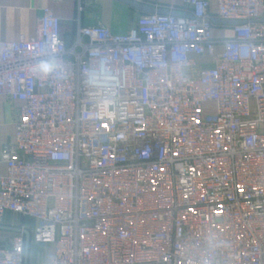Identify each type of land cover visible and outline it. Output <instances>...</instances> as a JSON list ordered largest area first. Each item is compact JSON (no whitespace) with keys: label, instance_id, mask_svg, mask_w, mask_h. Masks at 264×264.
I'll return each instance as SVG.
<instances>
[{"label":"built area","instance_id":"2783aa9c","mask_svg":"<svg viewBox=\"0 0 264 264\" xmlns=\"http://www.w3.org/2000/svg\"><path fill=\"white\" fill-rule=\"evenodd\" d=\"M180 1L70 44L44 8L33 37L0 41V95L20 102L0 221H33L42 264H264V0ZM23 254L12 236L0 264Z\"/></svg>","mask_w":264,"mask_h":264},{"label":"crops","instance_id":"0c3cea01","mask_svg":"<svg viewBox=\"0 0 264 264\" xmlns=\"http://www.w3.org/2000/svg\"><path fill=\"white\" fill-rule=\"evenodd\" d=\"M148 6L182 13L180 0H140ZM213 3V0H211ZM80 7V10H79ZM48 8L59 19L60 33L67 44H70L79 27L101 24L114 33H125L136 24L139 15L146 11L137 10L120 0H0V41L29 39L36 33L38 19L42 10ZM211 35L214 39L231 37L228 23L212 19ZM222 49L221 43L215 50ZM199 62L210 59L201 58ZM19 101L10 100L0 95V150L14 138L17 108ZM6 173V165L0 162V177ZM33 221L13 212H5L0 221V245L19 234L24 237V264H42L52 257L51 243L34 244L26 240L31 233Z\"/></svg>","mask_w":264,"mask_h":264},{"label":"water","instance_id":"95a60500","mask_svg":"<svg viewBox=\"0 0 264 264\" xmlns=\"http://www.w3.org/2000/svg\"><path fill=\"white\" fill-rule=\"evenodd\" d=\"M120 1H122L123 3L129 5V6L135 8L137 10H141V11H146V12H154V11H156L158 13H167L168 12L167 10H164V9H161V8L155 9L152 6H148L146 4L135 3V2L130 1V0H120ZM176 14H181V13H176ZM219 21L223 22V23H228V24L237 22V21H225V20H219ZM26 240L27 241L29 240L28 234L26 235Z\"/></svg>","mask_w":264,"mask_h":264},{"label":"clouds","instance_id":"9594fccd","mask_svg":"<svg viewBox=\"0 0 264 264\" xmlns=\"http://www.w3.org/2000/svg\"><path fill=\"white\" fill-rule=\"evenodd\" d=\"M53 67L54 65L50 61H42L39 70L44 74H48L53 71Z\"/></svg>","mask_w":264,"mask_h":264},{"label":"rangeland","instance_id":"374dc122","mask_svg":"<svg viewBox=\"0 0 264 264\" xmlns=\"http://www.w3.org/2000/svg\"><path fill=\"white\" fill-rule=\"evenodd\" d=\"M210 106H211V105H208L207 108H211ZM209 110H210V109H209Z\"/></svg>","mask_w":264,"mask_h":264}]
</instances>
